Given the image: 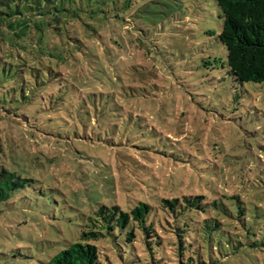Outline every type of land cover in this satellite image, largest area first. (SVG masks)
Here are the masks:
<instances>
[{"label": "rangeland", "instance_id": "1", "mask_svg": "<svg viewBox=\"0 0 264 264\" xmlns=\"http://www.w3.org/2000/svg\"><path fill=\"white\" fill-rule=\"evenodd\" d=\"M126 22L0 28V264L49 261L97 205L254 189L264 214V83L229 73L215 0H134ZM244 172L261 180L244 188ZM94 245L102 264H144Z\"/></svg>", "mask_w": 264, "mask_h": 264}, {"label": "trees", "instance_id": "2", "mask_svg": "<svg viewBox=\"0 0 264 264\" xmlns=\"http://www.w3.org/2000/svg\"><path fill=\"white\" fill-rule=\"evenodd\" d=\"M133 1L0 0V28L24 41L33 28L57 37L69 21L104 24L111 18L127 23ZM215 2L223 18L219 40L227 51L229 73L239 83H264V0ZM71 39L78 41L75 36ZM248 176L241 173L238 184L245 188L251 183V188L252 183L261 180L257 173L251 174L252 180ZM246 193L247 200L241 195L211 202L203 196H183L158 199L155 206L138 201L128 209L97 205L81 226L77 242L43 264H102L94 242L106 237L123 243L126 251L144 264H171L167 246L173 249L175 264H263L264 214L258 205L260 195L254 189ZM168 221L172 225L171 237L161 242L158 232Z\"/></svg>", "mask_w": 264, "mask_h": 264}]
</instances>
